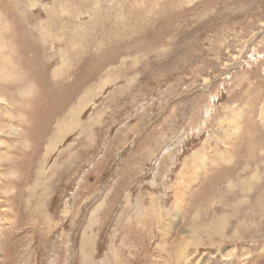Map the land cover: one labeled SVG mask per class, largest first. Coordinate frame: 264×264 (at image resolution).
<instances>
[{"label": "rangeland", "instance_id": "1", "mask_svg": "<svg viewBox=\"0 0 264 264\" xmlns=\"http://www.w3.org/2000/svg\"><path fill=\"white\" fill-rule=\"evenodd\" d=\"M0 16V264H264V0Z\"/></svg>", "mask_w": 264, "mask_h": 264}, {"label": "bare ground", "instance_id": "2", "mask_svg": "<svg viewBox=\"0 0 264 264\" xmlns=\"http://www.w3.org/2000/svg\"><path fill=\"white\" fill-rule=\"evenodd\" d=\"M89 4H90V3H89ZM94 6H95V5H94ZM103 12H104V11H103ZM85 15H86V14H85ZM0 18H1V16H0ZM5 19H6V18H5ZM3 21H4V20H3ZM60 21H61V20H60ZM105 21H106V20H105ZM105 21H104V22H105ZM58 23H59V22H58ZM57 25H58V24H57ZM57 25H56V26H57ZM97 25H98V23H97ZM104 26H105V25H104ZM44 27H45V26H44ZM44 27H43V28H44ZM98 27H99V25H98ZM45 28H46V27H45ZM42 30H43V29H42ZM45 31H46V30H45ZM52 31H53V30H52ZM59 31H60V30H59ZM42 32H43V31H42ZM61 32H62V31H61ZM120 32H121V31H120ZM14 35L17 36V37L15 36V38H18V37H19V35H18L17 32H16V34H14ZM14 35H13V36H14ZM55 35H56V34H55ZM20 37H21V36H20ZM73 37H74V36H73ZM42 38H45V37H42ZM47 39H48V38H47ZM78 39H79V38H78ZM19 40H20V39H19ZM44 40H45V39H44ZM75 40H76V39H75ZM16 41H17V40H16ZM65 41H66V40H65ZM19 44H20V42H19ZM22 44H23V43H22ZM24 44H25V43H24ZM0 45L3 46V44H0ZM0 48H1V47H0ZM2 48H3V47H2ZM68 50H69V49H68ZM68 52H69V51H68ZM61 57H62V56H61ZM4 58H6V57H4ZM1 59H2V58H1ZM6 61H8V57H7ZM6 61L4 62V65L7 63ZM20 61H21V60H20ZM18 64H19V63H18ZM22 64H23V63H22ZM22 64H21V65H22ZM70 65H71V64H70ZM0 67H3V66H0ZM60 67H61V66H60ZM68 70H69V69H68ZM59 72H60V71H59ZM61 72H62V71H61ZM51 76H52V75H51ZM21 78H22V77H21ZM41 79H43V78H41ZM43 81H44V80H43ZM60 83H61V82H60ZM73 87H74V86H73ZM2 88H3V87H2ZM24 89H25V88H24ZM81 105H82V104H81ZM79 106H80V105H79ZM74 113H75V112H74ZM70 114H71V113H70ZM72 115H73V114H72ZM40 116H41V115H40ZM38 118H39V117H38ZM46 119H47V118H46ZM38 121H39V119H38ZM35 122H36V121H35ZM77 122H78V121H77ZM45 123H46V121H45ZM54 134H55V133H54ZM60 135H61V134H60ZM63 135H64V134H63ZM57 136H58V135H57ZM56 140H57V139H56ZM58 140H59V139H58ZM51 143H52V142H51ZM57 143H58V142H57ZM53 144H54V143H53ZM54 145H55V144H54ZM51 146H52V145H51ZM56 147H57V146H56ZM52 148H53V147H52ZM52 148H51V149H52ZM49 149H50V148H49ZM47 154H48V152H47ZM42 167H43V166H42ZM241 182H243V180H242ZM242 185H243V184H242ZM242 187H243V186H242ZM13 210H14V209H13ZM217 233H218V232H217ZM85 255H86V253H85ZM85 263H86V262H85ZM105 263H106V262H105Z\"/></svg>", "mask_w": 264, "mask_h": 264}]
</instances>
